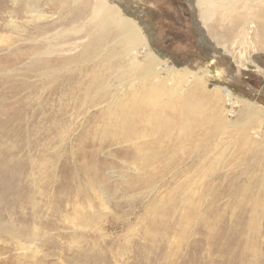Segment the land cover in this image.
Returning a JSON list of instances; mask_svg holds the SVG:
<instances>
[{
  "label": "rangeland",
  "instance_id": "1",
  "mask_svg": "<svg viewBox=\"0 0 264 264\" xmlns=\"http://www.w3.org/2000/svg\"><path fill=\"white\" fill-rule=\"evenodd\" d=\"M122 1L0 0V264H264L262 15Z\"/></svg>",
  "mask_w": 264,
  "mask_h": 264
},
{
  "label": "bare ground",
  "instance_id": "2",
  "mask_svg": "<svg viewBox=\"0 0 264 264\" xmlns=\"http://www.w3.org/2000/svg\"><path fill=\"white\" fill-rule=\"evenodd\" d=\"M92 4L93 11L91 19L95 18L96 12L105 7L111 9L115 13L117 20L108 19V25L117 28L115 31L121 34L123 44L127 46L126 48H129L130 52H134L137 48H140L143 42L147 40L143 30L138 27L134 15L132 17H125L123 15L122 0H92ZM214 5H216V9L221 12L226 11L229 8L231 13L237 19V26L239 27L241 24L242 26L248 23L249 25H253L252 23L254 19L261 15L264 21V0H195L194 8L196 10H201L202 18L220 16L221 13L213 16L211 15L215 9ZM244 33L247 37L246 31ZM104 35L105 30L101 29L100 33L93 38L90 43L85 45L83 49L86 50L93 43H100L103 40ZM5 37L12 38V34L9 33L5 35ZM145 46L149 49L147 44ZM185 73L187 74L188 72Z\"/></svg>",
  "mask_w": 264,
  "mask_h": 264
}]
</instances>
